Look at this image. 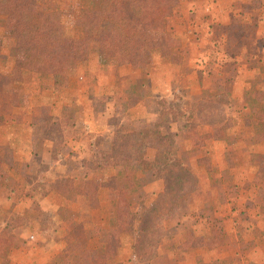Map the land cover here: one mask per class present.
<instances>
[{
    "label": "rangeland",
    "instance_id": "374dc122",
    "mask_svg": "<svg viewBox=\"0 0 264 264\" xmlns=\"http://www.w3.org/2000/svg\"><path fill=\"white\" fill-rule=\"evenodd\" d=\"M212 2L220 4L214 6L215 8L219 9L220 6L223 9L227 8L226 0H181L180 8L166 19L165 25L168 30L188 33L189 40L190 37L198 39L197 35L202 33L209 53L204 57H199L198 65H201V71L207 74L213 72L212 76L216 72L213 66L221 65L222 72L226 75L225 80L211 91L213 94L204 93L198 101L182 100V97L171 101L164 98L156 100L153 97L148 101V107L152 112L160 111L163 114L162 127L169 126L170 118L179 120L180 124H184L187 129L184 134L194 136V138L191 137L189 143L191 153L188 156L193 155L194 157L204 153L203 151L206 149L197 148L204 141L208 147L213 145L212 139H208L207 135L197 136L196 128L198 126L211 125L214 128L212 137L217 140L214 142V149L210 147V150L207 151L210 155H205L202 159L200 157L201 160L207 161V168L204 163H198L201 171H193L188 165H185L196 176V185L192 193L182 199L183 212H178L165 221V234L160 244H165V241L168 242L167 240L174 236L172 250H174L175 256H178L181 252L187 251L183 245L186 239H181L187 238L190 227L214 226L215 236L214 238L209 237L204 246L199 248L197 253L202 261L196 264H211L212 262L215 264H248L247 262L242 263L241 258L245 254L248 257L244 258L247 259L250 257L249 254L258 255V257H251L252 260L248 259L249 264H261L264 262V254L262 250H259L260 247L258 254H254L258 240L251 241V235L253 233L260 236L259 231L262 229L258 227H262V224L259 222L260 225L257 226L254 222L258 221L259 215H262L261 220H264V138L258 139L257 145L254 137L249 135L251 123L248 119L247 107L250 88L246 82L237 80L242 79L241 75L244 72L241 61L248 59V54L242 55V53L247 49L252 50L253 43L256 42L254 34L259 20L264 18V0H252V2L238 0L237 6L233 10L236 16L232 22L234 23L232 29L229 26L222 27V22L216 21L212 16L217 13ZM36 4L39 10L59 21V29L55 33H36L41 41L72 43L76 38L86 36L89 55L86 60H82L74 68L68 69L65 75L53 76L25 72L23 79L15 82L12 89L8 91L13 95L14 105L18 107L16 111L20 110L17 115L23 120L17 124L12 123V127L10 125L4 127L0 120V130L5 133L6 137V133H8L10 145L11 143L15 145L16 141L21 146L32 144L36 147L34 149L37 153L34 154L28 145L29 151L27 150L24 154L21 151L13 150L12 147L3 149V151L0 149V153L2 152L0 159H3L5 163L24 157L25 160H30L33 167L30 171H28V167L22 169L24 180L0 182V228L7 223L9 232L6 235L11 234L18 237L17 246L6 250L0 245V264H34V261L32 262L34 259L32 254L35 252L34 243L43 242L41 240L43 237L50 236L53 230L56 231L60 227V233L64 234L72 223V214L65 206L67 201L61 196H50L53 206L47 209L41 208L35 199V195H37V199L42 200L39 194L46 193V190L51 188L52 179L57 176L56 173L51 172L52 170L48 172V162H52L51 159L65 157L70 159L68 174L75 179L88 177L87 169L92 171L95 177L111 179L116 175L118 168L116 165L114 167L107 166L109 169L115 168V172L112 169L109 174L103 173L101 171L103 166L99 164L102 163V156L113 148L112 157V154H116L115 149L118 146L123 148L124 144L132 143L131 137L128 138V141L124 139V136L132 134V131L135 133L138 143L147 145V142H153L157 145L155 147L148 146L141 153L144 152V159L155 164L158 168L166 163L165 156L170 159L178 158V149H180L175 138L170 134L161 133L167 129L161 130L160 124L156 122L150 123L148 126L140 122H121L116 116H110L105 121L110 125V133H113V137L107 143L102 142L103 138L100 134L94 136L92 132H88L91 123L95 132L102 130L104 118L107 117L105 115L102 118V110H106V103L113 102L115 94L122 89L120 85L132 82L127 73L123 72L124 74L119 75V72L114 71L118 66L125 65L127 67L130 65L139 68L144 73L147 68L146 64L152 60L150 57L152 51L155 50V54L158 51L159 55L168 57L160 52L156 38L151 43L150 52L144 64H140L135 58L117 63L98 52L97 30L85 27L79 18L82 8H99L101 0H37ZM201 10L208 12L206 17L209 21L202 26V30H199L200 28H196L194 25L196 22L194 17L201 14ZM218 19L220 20V18ZM12 26V21L5 14H0V73L3 74L9 73L15 58L22 56L21 52L14 54ZM257 43L259 64L263 60L264 38L258 39ZM177 52L172 58L173 61L168 57L173 64L180 61H178L181 56L178 49ZM174 60H176L175 63ZM259 73L258 69V75ZM244 76L246 77V73ZM213 79L212 77L211 80ZM211 80L207 81L210 83ZM104 85L106 86L104 87ZM258 87V91L264 93L261 89L263 85L259 84ZM138 89L139 87L135 84L125 92L137 98L139 96L136 92ZM214 95H219L215 103L210 101ZM124 104L122 97L118 96L113 105L119 107L117 109L119 112H124ZM90 107L92 110L98 111L96 115L99 117L93 116ZM196 108L201 111L200 119L197 116ZM86 122L89 125L88 129ZM240 124L245 127V129L241 128L242 133H237L236 129L231 130L232 126ZM14 125H18L20 134L16 133L17 126ZM79 132L88 136L87 140H90L88 145L86 140L87 146L85 145L86 148L83 151L78 149L81 146L78 147L76 143L80 137ZM138 132H142V134L138 135ZM15 136H17V140ZM49 144L50 149L48 150L47 145ZM236 145L239 147L238 149ZM42 148H44L46 156L44 160H42V153L40 154ZM167 149L170 151L167 152ZM156 154L157 158H155ZM12 161L9 163L11 164ZM82 162L83 165H81ZM126 164L131 166L136 174V192L130 199L138 219L157 197L154 196L157 188L160 186V191L162 190V182L161 184L155 182L152 170H144L141 160L128 159ZM71 199L69 198V200ZM100 203L101 211L89 217L85 216V218L90 221L91 217L96 215L98 217L99 214H102L103 226L100 233L102 244H96L95 249L102 251L103 258L109 254L106 249L107 225L105 223H107V210H111L115 206V193L111 190L101 193ZM5 205L10 208L7 209ZM45 206L43 204V207ZM198 208L200 210H197ZM218 211L220 212L218 213ZM225 212L226 214H223ZM26 229L28 233H31H27V237L21 234ZM135 238V230L121 232L117 251L110 260L104 259L98 264H111L120 251L124 253V257L128 258L130 264L148 261L141 260L133 253L132 245ZM36 239L38 240L36 241ZM39 247L41 246L39 245ZM66 251V246H64L45 264H75L80 257L75 260V257H65ZM225 252H229V254L225 255ZM69 254L72 255V251ZM92 259L98 260L97 257H92ZM113 264L116 263L113 262Z\"/></svg>",
    "mask_w": 264,
    "mask_h": 264
},
{
    "label": "trees",
    "instance_id": "16d2710c",
    "mask_svg": "<svg viewBox=\"0 0 264 264\" xmlns=\"http://www.w3.org/2000/svg\"><path fill=\"white\" fill-rule=\"evenodd\" d=\"M36 1L0 0V14H5L13 23L14 54L17 52L22 54L21 57L15 58L9 73H0V92L11 90L15 82L23 79L25 72L65 75L68 69L74 68L89 55L86 36L78 37L72 43L41 41L38 38L36 33H55L59 29V21L39 10ZM180 1L101 0L99 8H82L79 18L85 27L97 30L98 52L114 62L121 63L129 58H135L140 64H144L154 38L160 52L173 61L172 58L180 46V38L175 31L166 29L165 23L168 17L178 11ZM218 96L214 95L210 101L215 103ZM195 106L197 107V104ZM196 112L200 119L201 111L196 108ZM247 115L254 130V139L258 142V139L264 138V93L256 88L249 91ZM131 133L124 136V139L128 141L131 137L132 143L124 144L123 148L118 146L115 149L116 154H112V157L113 148L102 156V166L121 165L113 178L101 182L87 178L76 181L75 178L67 177L55 179L51 183V188L63 196L84 195L87 205L91 207L97 206L99 189L106 188L115 193L116 205L110 212L106 230V249L109 254L102 258V254H97L93 249H86L75 264H98L104 259L110 260L117 251L119 234L133 230L136 232L132 245L133 253L141 260L152 259L165 234V221L176 213L183 212L182 199L192 193L196 185V176L178 158L170 159L165 156L166 163L161 168L146 161L142 150L157 145L153 142H147V145L140 144L135 138V133L133 131ZM140 134L142 132H138V135ZM169 151L170 149H167V152ZM132 158L141 160L143 169L152 170L154 178L162 182V190L156 194L155 200L138 219L130 199L136 192V174L135 170L126 164V161ZM201 159H198V163H204L207 168V161ZM214 230V226L189 230L183 244L184 249L191 250L204 245L209 237L214 238ZM7 232L9 230L6 223L0 228V245L6 250L18 245L16 243L18 237L6 235ZM73 233L76 240L66 246V254L93 234L79 231V225L73 228ZM92 257H97L99 261L93 260Z\"/></svg>",
    "mask_w": 264,
    "mask_h": 264
},
{
    "label": "crops",
    "instance_id": "0c3cea01",
    "mask_svg": "<svg viewBox=\"0 0 264 264\" xmlns=\"http://www.w3.org/2000/svg\"><path fill=\"white\" fill-rule=\"evenodd\" d=\"M226 1H227L226 2L227 8H225L226 10L223 9L222 6H220L219 9L218 7L215 8L214 6H217L219 3L217 2L215 4L212 2L213 7L217 10V13L216 14L214 13L212 16L215 18L216 21L222 22L221 23L222 27L229 26V28L232 29L234 25V23L232 22L234 21V17L236 16L233 10H235L238 0H226ZM249 1L252 2V0H249ZM200 12L201 14L195 15L194 17L197 22V23L195 22L194 25H196V28L197 27L200 28L199 30H202V26L205 25L209 21V19L206 17L208 12H206L205 10H201ZM218 18H220L221 21ZM176 34L180 38V46L178 47V50L181 55L180 56L181 60L179 62H176L177 64L171 63L168 57L166 58V56L159 55L158 51H157L158 53L156 52L155 54L154 53L155 50H154L152 51L151 56H150L152 57V60H150V63L148 61V63L146 64L147 68L144 73L142 72V70H139V68H136V67L134 68L130 65H128L127 67L125 65L118 66L114 70L115 72H119V75L124 74L123 72L127 73L128 75H130L129 79L132 82L128 84L120 85V88H122L121 91L115 94L113 102L108 101V103H106L105 105L106 110H102V118H104L106 115L107 117L104 118V121H105L110 116H116L117 118L121 120V122L123 121H126V122L133 121V123L140 122L141 124L148 125V126L150 125V123H153V122L160 124L161 130L163 128L168 130V131L167 130L161 131V133L164 132L163 134H166V133L170 134L171 136L175 138L176 142L178 143L180 147V149H178L179 150L178 158L183 162L184 165H188V167H190L193 171L194 170L199 171L200 167L198 166V158L200 159V157L202 158L205 155H210L209 153H207V151L210 150V147H212L211 149H214V142L217 141L212 137V134L214 133V128L208 124H204L203 126L201 127L198 126L196 128L197 136L207 135L209 137L208 139H212L211 143L213 142V145L208 147L204 141V143H201L202 145L197 147L198 149H206L205 151H203L204 153L197 154L194 157L193 155L188 156L191 153L189 149L190 147L189 143L191 139L194 138V136L192 137L186 133L184 134V132H186L187 129L184 126V124L182 123L180 124L179 120H174L170 118L169 126L167 125V127H162L161 123L164 121L163 114L160 111L152 112L148 107V101H150L151 98L153 97L156 100H161L164 98L168 101H171L172 99L178 100L180 99V97H182V100H189L191 102L198 101L202 98V95L204 93H207V92L211 93L212 90L216 89V86L220 84L221 81L225 80L226 75L225 73L222 72V66L218 64L213 66L214 70L216 71L214 76H212L213 72H210L209 74H207L206 72L201 71L202 66L198 65L197 61H200L199 57H204L206 54L209 53L207 43L205 44V40H203L204 36L202 35V33L197 35L198 39H195V38L191 39L190 37V40L187 37L188 33H183L182 31H179V32L176 31ZM254 38L256 42L253 43L252 50L247 49V51H244V53H242V55L244 54L246 55L247 53L248 59H244L245 60L244 63H243L244 60L241 61V67L244 69L242 71L244 72L241 75L242 79H238L237 81H242L243 83L246 82L248 85V88L250 89L252 88L258 89L259 88L258 85L261 84L263 85L261 89L264 91V50H262L263 60L262 62L258 64V43H257L258 39L264 38V18L262 20H259V24H257L256 26ZM240 57L243 58L242 56ZM258 69L260 71L259 75L261 74L260 76L258 75ZM244 73H246V77L244 76ZM144 76H145V79H144ZM212 77L214 78L213 80H211ZM208 79L211 80L210 83L207 81ZM135 84L137 85V87H139V89L136 91L139 94L137 98L133 97L132 95L126 94L125 92V90H127L130 86L135 85ZM105 86L106 85H104V87ZM118 96H121L122 102L126 104V105L124 104V108H125L124 112L123 111L119 112L117 110L119 107H116V105L115 106L113 105L115 104V100ZM13 102H14V98L11 93H9L8 91L0 92V120H2L1 122H3L4 127H7L9 125L12 127V123L17 124L18 122L20 123L23 120V118L20 119L19 116L17 115L20 113L19 112L20 110L16 111L18 107H16ZM91 111H93L94 117L96 118L99 117V115H96L98 111L92 110V108H91ZM247 114H248V107H247ZM106 121L104 123L102 122L104 126H102V130L100 132L94 131L92 123L90 124L89 131H88V132H92L94 136L96 134H100L103 138L102 142L104 141V143L105 142L107 143V141H110L111 138L113 137V133H110L111 132L110 125H108ZM86 124H87V129H88L89 125L87 122ZM14 126H17L16 133L20 134V128L18 127V125H14ZM231 128H232L231 129L232 131H234L233 129H236L237 133H242V131H240L241 128L245 129V127H243L241 124L232 126ZM249 129H250V133L248 132L249 135L251 137H254V130H253L252 125L249 126ZM6 135L7 137L5 136V133H2V131L0 130V149L2 151L3 149L12 147L13 150L15 149V150L21 151L24 154V152L28 150V147H27L28 144L21 146V144L18 141L15 142L16 143L15 145H12V143L10 145L8 133H6ZM78 135H80V137L76 143L78 144V147L81 146L78 149L80 151H83L88 145L90 140H87L88 136L82 134L81 132H79ZM15 138L17 140V136H15ZM86 140H87V145H86ZM256 143L258 145L257 141ZM50 144L47 145L48 150L50 149L49 147ZM28 146L31 148V151L32 150L34 151V154L37 153L36 150L34 149L35 147L34 145L29 144ZM44 146L45 144L43 143V147ZM236 147L237 149L239 148L237 145ZM38 153H39V150H38ZM41 153L43 155L42 160H44V158H46L45 153H44V148L40 150V154ZM0 156H2V152L0 153ZM85 156L87 157V155ZM14 160L13 161L9 160L7 163H5L3 159L2 160L0 159V182H6L8 180H13V181L24 180V178H22L23 177L22 169H24L25 167H28V171H30L33 168L32 163L29 162L30 161L29 159L25 160L24 157L23 158L20 157L19 159H16L15 161ZM11 161L12 163L10 164L9 162ZM51 161L52 162H48V169H49L48 172L52 170L51 172L56 173L57 175L55 176L54 179H52L53 181L59 178H67V177L73 178L72 175L68 174L70 172L69 171L70 159H67V157H65V158H57L55 160L51 159ZM99 164L101 165L102 163L100 162ZM81 165H83V162L81 163ZM116 167L118 168L116 169V174H117L121 165H116ZM129 167L132 168L131 166ZM112 169L114 170L113 172H115V168L109 169L107 168V166L104 165L101 171L103 173L109 174V172H112ZM86 171L88 172V175H87L88 177H84V178L94 179V180H98L101 182L107 181L110 179V178L106 179L105 177H100V176L95 177L92 171H89V169H87ZM84 178L75 179V180L81 181ZM155 182H158L161 184V181L158 179H156ZM157 189L158 190L155 192L154 196L156 195L158 191H160V186ZM108 190L109 189H106V188H103V189L101 188L98 190L97 206L95 207H91L87 205L86 198L82 194H71L66 197V196H63L57 190L50 188V187L46 190L47 191L46 193L39 194L42 200H38L37 195H35V199L37 200L38 204H40V207L43 209L44 208L47 209L53 206V204L51 203L52 200L50 196H53V195L61 196L64 200L67 201V204L65 206L66 208L68 207V210H70L73 218L71 220L72 223L67 227L68 229L66 230L64 234L60 233V230H61V227H60V229L58 230L56 229V231L53 230L50 236L46 235V237H43L41 239L43 241L41 242L42 244L34 243L35 252L32 254L33 255L32 257H34L32 262L34 261V264H45L53 256H55V254H57L60 249H62L64 246L69 245L70 243H73L74 240H76L74 239L73 228L77 225H79V229H82L83 232H87L86 234H89V232H93V234L88 236L87 240L82 242V244L75 245L69 251V253L72 251V255L68 253L65 257H75L74 258L75 260L77 257H80L86 249H93L94 251H96L97 254H102V251L100 252L95 249L96 244H100V245L102 244V238L100 235V233L102 232V226H103L102 225V214H99L98 217L97 215L94 216L93 218L95 219L91 217L90 221L89 219L85 218V216L89 217L90 215L94 213L97 214V212L101 211L102 206L100 203V195L101 193H104V192L107 193ZM69 198H72V199L69 200ZM43 204H45L46 206L43 207ZM6 207L7 209L10 208L8 206ZM108 210H107L108 213L106 214L108 215L107 223H105L107 225V228H108V220H109L110 212L113 209L111 210L108 209ZM197 210H200V208H198ZM219 212L220 211H218V213ZM193 214L195 215V213ZM223 214H226V212ZM262 218L263 216L259 215L257 218L258 221L254 222L255 224H257V226L260 225L259 222H261L262 224V227H258L262 229L261 231H259L260 236H258V234L255 235L253 233L251 235L252 236L251 241L258 240V244L255 247L256 252L254 254H258L259 247L261 248L259 250H262V253L264 254V220H261ZM190 228L191 229L189 228L188 229L192 230L197 227L192 226ZM62 229L64 230V227H62ZM27 233H28V230L26 229V230H23L21 234H24L23 236L27 237ZM28 234H31V233H28ZM174 238L175 237L173 236L172 238H170V240H167L168 242L165 241V244H160L156 255L152 259L145 261V262H140L137 264H191L192 262L196 264L197 262L199 263L200 261H202V258L198 257L197 252L199 248H201L204 245L199 246L198 248H194V249L192 248L191 250H187L184 252L180 251L181 253L178 256H175L174 250H172ZM184 239L186 238L184 237L181 240H184ZM37 240L38 239H36V241ZM39 245L41 247H39ZM224 254L227 255L229 254V252H225ZM224 254L223 256H225ZM249 256H250L248 258L249 260H252L251 257H258V255L253 256L250 254ZM244 257H248L247 254H245ZM244 257L241 258L242 263L247 262L249 264L248 262L249 260ZM71 262L73 263L74 261H71ZM113 262H115L116 264L120 262L123 264H130V262H128V258L124 257V253L122 251L118 252ZM113 262L111 264H113ZM254 264H258V263H254ZM261 264H264V262H261Z\"/></svg>",
    "mask_w": 264,
    "mask_h": 264
}]
</instances>
